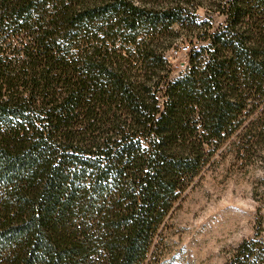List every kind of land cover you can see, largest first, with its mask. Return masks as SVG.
I'll return each mask as SVG.
<instances>
[{
  "label": "trees",
  "instance_id": "obj_1",
  "mask_svg": "<svg viewBox=\"0 0 264 264\" xmlns=\"http://www.w3.org/2000/svg\"><path fill=\"white\" fill-rule=\"evenodd\" d=\"M224 152L264 175V0H0V264H156Z\"/></svg>",
  "mask_w": 264,
  "mask_h": 264
},
{
  "label": "rangeland",
  "instance_id": "obj_2",
  "mask_svg": "<svg viewBox=\"0 0 264 264\" xmlns=\"http://www.w3.org/2000/svg\"><path fill=\"white\" fill-rule=\"evenodd\" d=\"M198 14L207 18L204 11ZM214 20L215 24L220 22ZM187 52V46L179 44L167 53L173 77L184 71ZM258 166L235 159L233 152L218 157L176 203L152 261L226 264L233 250L255 235L257 221L264 223V202L254 195L264 176ZM262 192L261 187L258 194Z\"/></svg>",
  "mask_w": 264,
  "mask_h": 264
}]
</instances>
